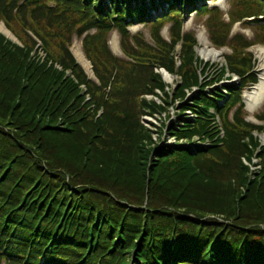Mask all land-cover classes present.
I'll return each instance as SVG.
<instances>
[{
  "label": "trees",
  "instance_id": "trees-1",
  "mask_svg": "<svg viewBox=\"0 0 264 264\" xmlns=\"http://www.w3.org/2000/svg\"><path fill=\"white\" fill-rule=\"evenodd\" d=\"M186 1L161 0L169 11L149 22V45L127 29L147 22L146 0H0V21L20 43L0 35V107L10 110L7 117L17 113L15 129L25 130L0 126V264H264V148L254 180L241 163L258 147L253 134L260 127L244 120L241 92L256 82L253 57L246 50L264 43V25H259L256 41L230 38L231 25L212 10L206 21L209 39L231 52L223 57V67L203 63L195 39L181 35L179 5ZM240 1L232 17L260 22L263 2ZM149 4L155 6L156 0ZM201 7L200 15L208 13L206 5ZM166 23H172L170 43L160 37ZM113 30L120 35L125 59L108 47ZM28 32L40 42L43 62ZM74 35H85L82 50L96 82L69 52ZM159 69L180 78L175 92L165 90ZM232 76L240 79L238 88L224 87L226 95L217 89L204 93ZM156 89L167 103L181 98V111L191 117L176 125L172 135L186 143L158 146L153 157L155 149L143 151L138 143L149 140L140 121L144 111L162 112L145 98L158 97ZM194 89L198 94L185 101ZM257 119L264 120V111ZM70 153L91 156L95 163L141 166L149 177L144 185L148 192L142 194L147 188L141 187L140 198L119 195L115 201L106 194L83 196L86 185L67 179L51 164L57 165L55 156ZM239 190L244 193L232 206L230 193ZM203 193L210 203L207 211L182 203ZM210 216L217 219L203 220Z\"/></svg>",
  "mask_w": 264,
  "mask_h": 264
},
{
  "label": "rangeland",
  "instance_id": "rangeland-1",
  "mask_svg": "<svg viewBox=\"0 0 264 264\" xmlns=\"http://www.w3.org/2000/svg\"><path fill=\"white\" fill-rule=\"evenodd\" d=\"M261 1L264 4V0H261ZM207 4L209 5L210 9L217 7L220 10V13H218L217 15V17H219L218 19L228 25H231L230 27L231 28V34H230L231 38L235 35H242L247 41H250V42L256 41L255 36L258 33L259 25L263 26L264 20L259 23L243 21V23L241 22L240 24H236L234 26L232 25L231 14L232 12L237 10L238 7L240 6L241 4L240 0H210L207 2ZM207 18H208L207 15L198 16L194 14V12H192L190 9H188L185 12H182L181 20L183 21V32L185 34H191L195 38V40L197 41L196 53H197V56L203 62L205 63L209 62L213 66L214 65L223 66V57L229 54V49L228 48H222V49L215 48L210 43V41H207L208 39V34L206 32ZM149 26H150L149 24H146V25L137 24V25L132 26L129 30H130L131 35H135L138 33L141 34L146 40L144 42L148 43L149 45H152V42L150 39L151 30ZM169 27L170 25H167L161 31V36L163 39H166V40L169 39V31H168ZM4 30H5L4 26L0 22L1 33H4ZM74 41L80 44V40H78L76 37L72 39L70 50L72 51L73 54L75 50L73 48ZM206 42L208 43L209 48H206ZM118 43H119V36L116 32H113L109 36V48L111 52L113 53V55H115L116 57L125 59L121 51L119 50ZM257 48H260V46L256 45L253 48L249 49L248 51L251 52L256 62V67L254 71L257 72V74L259 75L258 77H261L262 74H264V59L257 55L256 53ZM209 50L216 51L218 55L216 54V56L214 55L213 57L208 56L207 53L209 52ZM75 57L77 58V60L81 62L84 61L87 64V62L84 60L82 52L80 53V50L79 51L76 50ZM212 72L213 70H211L210 68L208 73H212ZM160 75H162L161 77L163 79L164 85L166 86L165 90H168L169 92H171V90L174 91L177 88V85L181 83L180 78L178 76H171L165 73L164 71H160ZM230 83L236 85L237 81L234 78V80H232ZM223 85H226V83L217 84L216 87L220 88ZM252 89H254V87H252L251 89H243L242 115L245 121L255 124V125L261 124L263 126L264 122L263 123L257 122L255 120V117L260 116L262 112L264 111V100L261 102L262 105L257 104L256 106L255 105L256 103L253 101L252 96H251L255 92V91H252ZM154 93L157 94L158 97H155L154 95H151V96L147 95L145 96V98L148 101L156 102L158 104V107L161 106L162 112L144 111V113L140 117V121H141L142 126L145 128V130L148 133L147 136L149 140H147L146 143H142V144L138 143V145L142 148L143 151L155 149V151L152 153L153 157H155L156 151H158L156 150L158 149L157 148L158 146H162L164 144L179 145V144L186 143L185 140H177L172 135L174 132L173 130H175L178 127L176 125L183 124L185 118L189 120V118L191 117L190 115H188L189 114L188 111H185L184 113L181 111L182 110L181 106H182V103L184 102V101L181 102V98H176L174 99V102L168 101L167 103L163 98V91L156 89ZM197 94L198 92H196V90H194V92H189V94L187 92V98L185 99V101L186 100L188 101L191 97ZM8 105H12L11 102ZM237 107L238 105L233 110H235ZM0 109H2L0 110L1 128L5 130L6 129L7 130L10 129L14 131L17 130V131H20L21 133L25 131L24 129L23 130L15 129L18 127L17 123L15 122V116H17L16 115L17 113H13V115L15 116L12 115V116L7 117V115H10L9 114L10 110L8 108H2V107H0ZM1 128H0V131H2ZM31 133L32 132H30V134ZM1 135L2 134L0 132V136ZM18 135L20 136V134ZM96 140H97L96 144L99 143L100 137ZM260 141L263 143L262 140ZM45 151L48 152L47 149H45ZM142 155L144 156L143 153ZM70 156L67 157L64 155V158L55 156L54 160L57 163V165L53 164V160H52V157H50V155H47L46 158L49 160L51 159L52 160L51 164L53 165V167L61 169L62 174H65L67 176L66 177L67 179L72 178V180L73 181L75 180L76 183H80V186L86 185V189L84 191L85 193H82L83 196L86 193H89L93 197L106 194V196L112 195V200L115 201V198H117L119 195L121 196L124 195L128 197L136 195L138 198H140V191L138 189L141 187L144 189L147 188L145 189L146 190L145 193H142V194L146 195V192H148L149 186H144V185H146L147 179L149 177H148V174L145 175L144 171L143 173H141L140 171L142 169L141 166L137 167L136 165L124 164L122 165V167H118V166H113L112 164L107 165V163L105 164L95 163V161H92L95 159L91 156L90 158L92 160L89 158L85 159L86 157L85 158L81 157V155H78V154H73L72 155L73 157H70ZM252 160H254L256 165L259 162V159H257V157L253 158ZM241 163L245 166V168L248 169L246 171V176L248 177L249 180L252 181L259 176L261 169H259L258 166L253 165L250 160H247L245 157H241ZM84 166L85 167L87 166V168H85V170L87 171L82 170L84 169ZM2 171L3 170L0 169V174L2 173ZM95 179L101 180L102 185H99L97 182L93 181ZM70 187H72V189L80 188L78 191L81 190V187H76L72 185H70ZM197 188H200V190H208L204 188L201 189V187H197ZM216 191L215 193L217 194V192L219 191L217 192ZM239 191L240 192H235V195L230 193L231 194L230 197L232 200L230 204H232V206H234V204L236 203L235 200L236 198L238 199L239 193H244L243 192L244 190H239ZM158 192L160 193V191ZM206 194L207 193H203V195L201 194V198H198L194 201L183 198L182 203L187 204L189 208L191 209L207 211L209 210L210 203L206 201L205 198H203V196L204 197L207 196ZM78 198L80 197L78 196ZM81 198H82L81 201L79 200L80 203L86 204V202L83 200L84 197H81ZM242 202H243L242 203V206H243L245 203L248 202V200L245 199ZM107 208H104V211ZM209 218L217 219V216L206 217L203 220L207 221ZM219 220L223 222L222 219L219 218ZM261 227L264 228V225L262 224Z\"/></svg>",
  "mask_w": 264,
  "mask_h": 264
},
{
  "label": "bare ground",
  "instance_id": "bare-ground-1",
  "mask_svg": "<svg viewBox=\"0 0 264 264\" xmlns=\"http://www.w3.org/2000/svg\"><path fill=\"white\" fill-rule=\"evenodd\" d=\"M4 34H6L8 37L11 38V36L9 35V33L7 31L4 30ZM73 48L75 49L74 50V54L76 55V50H80V44L76 41H74V44H73ZM206 48H209L208 46V43L206 42ZM80 53H81V50H80ZM256 53L259 57L263 58L264 59V48L260 47V48H257L256 50ZM216 54L218 55V53L216 51H213V50H209V52L207 53L208 56H211L213 57L214 55L216 56ZM74 55V56H75ZM77 59V58H76ZM77 62L86 70V72L90 75L89 73V69H88V66L87 64L84 62V61H79L77 60ZM264 77V75H263ZM260 84L253 89L254 94L251 95L252 96V99L253 101L256 103L255 105L257 106V104H260L262 105V101L264 100V78L260 80ZM259 105V107H260Z\"/></svg>",
  "mask_w": 264,
  "mask_h": 264
}]
</instances>
